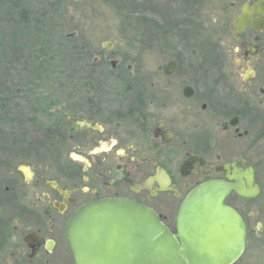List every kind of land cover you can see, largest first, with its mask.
Instances as JSON below:
<instances>
[{
	"label": "flooded vegetation",
	"instance_id": "1",
	"mask_svg": "<svg viewBox=\"0 0 264 264\" xmlns=\"http://www.w3.org/2000/svg\"><path fill=\"white\" fill-rule=\"evenodd\" d=\"M222 1L215 45H198L194 62L168 61L156 93L139 87L132 66L98 54L89 68L105 71L81 74V89L48 112L52 126L43 129V111L29 105L8 115L22 128V151L0 179V264H76L66 226L79 207L106 198L151 209L175 234L187 194L227 180L233 164L253 168L260 192L225 199L246 230L232 264H264L263 184L252 162L257 152L264 161V0ZM50 144L56 150L44 152Z\"/></svg>",
	"mask_w": 264,
	"mask_h": 264
},
{
	"label": "rangeland",
	"instance_id": "2",
	"mask_svg": "<svg viewBox=\"0 0 264 264\" xmlns=\"http://www.w3.org/2000/svg\"><path fill=\"white\" fill-rule=\"evenodd\" d=\"M222 2L0 0V179L7 158L17 163L22 151V143L16 141L22 128L12 118L10 125L8 115L29 105L43 111V129L52 126L48 112L53 104L59 99L66 105L71 87L81 89V74L89 71L98 54L119 61L123 71L132 66L139 87L156 93L170 78L163 75L168 61L194 62L198 45H215L213 19ZM107 41L113 44L111 50L103 47ZM9 126L15 130L14 139ZM56 148L50 144L44 152ZM259 159V152L252 156L263 184L259 200L264 201V161L260 164ZM231 202L243 206L238 200Z\"/></svg>",
	"mask_w": 264,
	"mask_h": 264
},
{
	"label": "water",
	"instance_id": "3",
	"mask_svg": "<svg viewBox=\"0 0 264 264\" xmlns=\"http://www.w3.org/2000/svg\"><path fill=\"white\" fill-rule=\"evenodd\" d=\"M112 46L103 43L107 50ZM232 168L227 180H207L187 194L175 234L151 209L130 200L106 198L82 205L65 230L76 264L234 263L243 252L246 230L225 199L231 191L245 199L260 191L252 167Z\"/></svg>",
	"mask_w": 264,
	"mask_h": 264
},
{
	"label": "trees",
	"instance_id": "4",
	"mask_svg": "<svg viewBox=\"0 0 264 264\" xmlns=\"http://www.w3.org/2000/svg\"><path fill=\"white\" fill-rule=\"evenodd\" d=\"M25 13H24V11H22L21 12V18L23 19L24 17H25V15H24ZM90 64V63H89ZM89 71H92V70H94V69H92V68H89V65H88V68H87ZM98 70H100V71H102V70H104V69H98Z\"/></svg>",
	"mask_w": 264,
	"mask_h": 264
}]
</instances>
